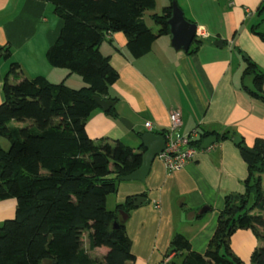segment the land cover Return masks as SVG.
I'll use <instances>...</instances> for the list:
<instances>
[{
  "label": "trees",
  "instance_id": "obj_1",
  "mask_svg": "<svg viewBox=\"0 0 264 264\" xmlns=\"http://www.w3.org/2000/svg\"><path fill=\"white\" fill-rule=\"evenodd\" d=\"M43 1L52 4L63 21L58 40L47 51L48 62L79 75L85 86L73 89L44 76L28 79L20 64H11L0 104V138L11 143L8 151L0 144V201L15 199L17 208L15 217L0 227V264H133L136 258L119 213L128 214L134 198L114 211L108 210L107 200L123 177L142 166L145 147L135 150L121 141L94 140L86 126L100 109L94 96L109 99V89L119 79L100 46L120 32L132 57L147 55L158 38L170 33L174 0L161 15L151 16L157 32L144 21L155 0ZM255 33L264 40L263 34ZM10 57L9 48L0 50V61ZM246 61L244 75L254 78L250 94L264 100V73ZM106 114L117 117L115 107ZM199 135L193 142L197 147L210 136L219 137ZM243 146L244 142L239 148L249 168L245 193L226 198L205 254L192 251L185 236L174 237L170 254L185 253L181 264H246L234 254L232 236L251 230L264 241V140L254 144L258 155ZM86 239L93 249H108L102 261L87 253ZM250 264H264V247L254 250Z\"/></svg>",
  "mask_w": 264,
  "mask_h": 264
},
{
  "label": "crops",
  "instance_id": "obj_2",
  "mask_svg": "<svg viewBox=\"0 0 264 264\" xmlns=\"http://www.w3.org/2000/svg\"><path fill=\"white\" fill-rule=\"evenodd\" d=\"M177 2L185 18L197 24L206 37L196 36L198 43L184 52L172 47L169 33L156 40L150 53L134 58L123 33L108 36L100 50L110 56L119 74L109 89V100L116 99L112 101L117 117L100 108L86 126L94 140L121 141L140 150L141 136L163 134L170 126V115L179 111L183 134L219 135L210 149L200 151L179 171L168 172L156 158L144 182L119 183L111 211L129 197L146 199L145 204L129 211L126 220L120 217L136 258L133 264L183 261L185 253L170 254L171 242L179 234L190 241L192 251L205 254L226 198L246 191L249 168L233 139L239 137L244 146L252 148L257 140H264V100L250 94L255 90L254 78L244 75L247 59L264 73V40L255 33L264 35V11H260L264 0ZM62 27V19L46 1L0 0V50L11 51L10 59L0 61V104L5 77L14 62L28 79L44 76L54 84L84 87L79 75L48 62L47 51L58 40ZM217 41L223 46H215ZM123 120L133 128L128 129ZM147 122L152 123V131L145 128ZM225 135L228 137L223 138ZM16 208L15 199L0 201V227L15 217ZM203 209L206 211L201 213ZM84 247L94 260L102 261L108 253L107 248L93 249L89 239ZM257 247H264V241L251 230H239L231 238L234 254L246 264Z\"/></svg>",
  "mask_w": 264,
  "mask_h": 264
},
{
  "label": "water",
  "instance_id": "obj_3",
  "mask_svg": "<svg viewBox=\"0 0 264 264\" xmlns=\"http://www.w3.org/2000/svg\"><path fill=\"white\" fill-rule=\"evenodd\" d=\"M170 27V34H171V43L172 47L178 51L188 52L195 41L197 35L198 26L195 23L188 21L185 18L184 12L179 7L177 0L172 2V16L168 21ZM217 47H222V41H217L215 44ZM95 101L97 102L98 106L104 111L108 112L111 110L115 102L109 99L100 98L98 96H94ZM123 124L128 128L132 129L133 125L126 121H122ZM142 144L145 147V152L143 154V163L142 166L132 174L123 177L122 181L129 182V181H139L144 182L148 177L152 164L156 160L157 156L160 155L166 148V140L163 135L155 134L152 132L144 133L141 136ZM217 142L216 136H210L206 138L202 143V149L208 150L210 149L215 143ZM233 142L237 145H241L243 140L239 137H235ZM244 150L250 154L258 155V153L249 146H244ZM134 200V206L139 207L142 204L146 203V199L143 197H136ZM206 210L203 209L201 213H204ZM120 216L123 220L128 218V214L125 212H120Z\"/></svg>",
  "mask_w": 264,
  "mask_h": 264
},
{
  "label": "built area",
  "instance_id": "obj_4",
  "mask_svg": "<svg viewBox=\"0 0 264 264\" xmlns=\"http://www.w3.org/2000/svg\"><path fill=\"white\" fill-rule=\"evenodd\" d=\"M251 14L248 12V17ZM196 36L205 38L206 34L197 30ZM182 125L181 113L179 111L174 112L170 115V126L162 134L166 140V148L157 158L163 162L168 172L181 170L188 162L193 161L200 151H203L202 147L193 144L199 138V133L183 134L180 131ZM145 128L152 131V123L147 122Z\"/></svg>",
  "mask_w": 264,
  "mask_h": 264
},
{
  "label": "rangeland",
  "instance_id": "obj_5",
  "mask_svg": "<svg viewBox=\"0 0 264 264\" xmlns=\"http://www.w3.org/2000/svg\"><path fill=\"white\" fill-rule=\"evenodd\" d=\"M179 1H181V0H179ZM155 2H156L155 8L153 10H148L145 13L144 21L153 31L157 32L158 27L155 25L154 21L151 19V15H153V14L161 15L164 7L170 5V2H169V0H155ZM250 79H248V80L250 81ZM252 80H253V77H252ZM15 126L22 128L24 126V124L16 122ZM138 129L141 130V128H138ZM0 144L5 151H8L11 147L10 141L5 139V138H0ZM262 181L264 182V173L262 174ZM115 196H116V194L109 196V202L107 203L108 210L115 209V206H113L114 205V199L116 198ZM87 240L88 239H86V242H87ZM181 262H182V259H180V258L176 259L177 264H181Z\"/></svg>",
  "mask_w": 264,
  "mask_h": 264
}]
</instances>
